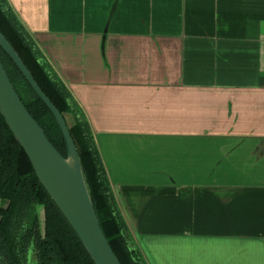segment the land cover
Masks as SVG:
<instances>
[{
	"label": "crops",
	"instance_id": "1",
	"mask_svg": "<svg viewBox=\"0 0 264 264\" xmlns=\"http://www.w3.org/2000/svg\"><path fill=\"white\" fill-rule=\"evenodd\" d=\"M7 2L146 263L264 264V0Z\"/></svg>",
	"mask_w": 264,
	"mask_h": 264
},
{
	"label": "trees",
	"instance_id": "2",
	"mask_svg": "<svg viewBox=\"0 0 264 264\" xmlns=\"http://www.w3.org/2000/svg\"><path fill=\"white\" fill-rule=\"evenodd\" d=\"M0 32L62 114L77 147L101 229L121 264H147L114 199L89 124L68 88L19 21L0 0ZM0 60L21 101L55 148L66 155L61 130L45 103L0 47ZM0 264H95L0 114Z\"/></svg>",
	"mask_w": 264,
	"mask_h": 264
},
{
	"label": "water",
	"instance_id": "3",
	"mask_svg": "<svg viewBox=\"0 0 264 264\" xmlns=\"http://www.w3.org/2000/svg\"><path fill=\"white\" fill-rule=\"evenodd\" d=\"M0 47L53 114L66 145L62 155L27 110L0 60V114L28 156L43 187L81 240L95 264H121L105 237L85 182L77 147L60 111L0 32Z\"/></svg>",
	"mask_w": 264,
	"mask_h": 264
}]
</instances>
